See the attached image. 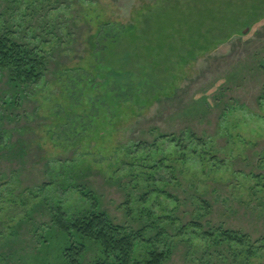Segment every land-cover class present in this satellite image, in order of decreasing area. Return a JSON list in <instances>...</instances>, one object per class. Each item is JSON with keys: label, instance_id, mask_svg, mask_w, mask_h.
Here are the masks:
<instances>
[{"label": "rangeland", "instance_id": "1", "mask_svg": "<svg viewBox=\"0 0 264 264\" xmlns=\"http://www.w3.org/2000/svg\"><path fill=\"white\" fill-rule=\"evenodd\" d=\"M49 1L39 9L56 27L46 80L20 106L0 100V264H64L67 241L54 218L58 209L67 223L93 212L80 186L118 225L166 228L174 245L166 264H201L200 240L177 235L184 223L263 237L264 190L254 176L264 177V0L232 11L247 27L227 21L215 32L191 26L208 18L193 0ZM99 23L111 33L99 35ZM4 86L0 79V96ZM163 134H196L205 146L193 144L198 154L183 164L161 140L157 186L175 199L153 193L144 202L141 174L155 163L127 149ZM88 246L93 264L98 250ZM146 252L141 246L138 258Z\"/></svg>", "mask_w": 264, "mask_h": 264}, {"label": "trees", "instance_id": "2", "mask_svg": "<svg viewBox=\"0 0 264 264\" xmlns=\"http://www.w3.org/2000/svg\"><path fill=\"white\" fill-rule=\"evenodd\" d=\"M47 1L50 3L49 0H0V79L5 85L2 89L4 96H0V100L5 105L10 104L7 101L9 98H14L13 103L20 106L29 97V93L40 87L46 80L52 65V55L45 46L51 43L56 29V27L53 29L51 25L53 22L50 18L41 15L43 12L39 10L43 9L40 6ZM57 1L61 2V0ZM193 2L201 3L204 11L199 10V13L204 15L202 13L205 12L208 18L206 22L193 20L191 26L195 24L200 29L205 27L215 32L214 29L217 26H224L227 21L236 28L241 25L247 27L251 22L249 20L240 21L239 15L234 18L229 17L234 10L245 12L247 9L249 11L252 9L248 7L245 0L227 2L193 0ZM33 19L41 22L39 30L35 29L34 24H29ZM110 25L99 23V35L105 31L109 35ZM161 140L173 146L177 160L183 164L186 163L188 155L193 152V154H198V151L192 152L193 144L205 146L204 140L196 134H187L185 137L163 134L154 139L151 144L142 141L138 145L128 147L129 156H134L137 160L142 151L145 153L142 154L143 161L155 163V166L149 167L152 172L141 174L148 181L142 191L144 202L153 193L175 199L174 196L157 186L156 176L160 175V170L165 168L163 160H156L157 156H155L158 155V145ZM3 141V137H0V143ZM213 159L217 158L213 157ZM173 173L181 174L175 169ZM254 178L258 180V186H262L264 190V184H262L264 177L259 175ZM78 190L84 198L91 202L93 212L67 223L66 216L61 209L56 211L54 222L67 241L62 251L64 264H89L86 261L88 244H92L98 250V260L93 264H166L171 259L174 245L169 244L171 235L166 228L156 225L153 226L155 230L147 228L134 230L118 225L102 212L99 197L93 190L86 186H80ZM196 201L207 215L212 213V205L209 202L200 197ZM261 205L264 207L263 202ZM170 221L174 224L173 220ZM176 232L179 237L191 235L200 240L197 260L201 264H264L257 263L260 260L264 261V236L256 240L250 234L241 230L229 229L224 224L217 225L210 222L202 224L199 221L184 223ZM163 244H166L168 250L162 249ZM141 246L147 249L143 259L138 258L137 255Z\"/></svg>", "mask_w": 264, "mask_h": 264}]
</instances>
